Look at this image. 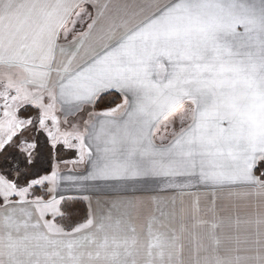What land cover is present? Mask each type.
I'll list each match as a JSON object with an SVG mask.
<instances>
[{
	"label": "snow or ice",
	"instance_id": "obj_1",
	"mask_svg": "<svg viewBox=\"0 0 264 264\" xmlns=\"http://www.w3.org/2000/svg\"><path fill=\"white\" fill-rule=\"evenodd\" d=\"M0 264H264V0H0Z\"/></svg>",
	"mask_w": 264,
	"mask_h": 264
}]
</instances>
